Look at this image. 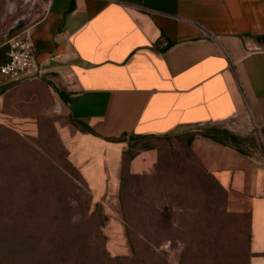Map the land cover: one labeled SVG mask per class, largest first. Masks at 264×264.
I'll return each mask as SVG.
<instances>
[{
    "label": "crops",
    "instance_id": "1",
    "mask_svg": "<svg viewBox=\"0 0 264 264\" xmlns=\"http://www.w3.org/2000/svg\"><path fill=\"white\" fill-rule=\"evenodd\" d=\"M26 31L34 66L21 81L47 82L72 119L67 146L96 203L191 132L229 210L248 216L249 264H264V0H48L0 34V68ZM14 82L0 71V91Z\"/></svg>",
    "mask_w": 264,
    "mask_h": 264
},
{
    "label": "rangeland",
    "instance_id": "2",
    "mask_svg": "<svg viewBox=\"0 0 264 264\" xmlns=\"http://www.w3.org/2000/svg\"><path fill=\"white\" fill-rule=\"evenodd\" d=\"M47 2L0 0V34ZM72 125L45 81L1 91L0 264L250 263L248 216L201 167L195 134L167 137L155 171L126 175L96 203L67 146Z\"/></svg>",
    "mask_w": 264,
    "mask_h": 264
},
{
    "label": "built area",
    "instance_id": "3",
    "mask_svg": "<svg viewBox=\"0 0 264 264\" xmlns=\"http://www.w3.org/2000/svg\"><path fill=\"white\" fill-rule=\"evenodd\" d=\"M9 59L0 71L13 81L33 75L34 44L29 32H23L10 41Z\"/></svg>",
    "mask_w": 264,
    "mask_h": 264
},
{
    "label": "trees",
    "instance_id": "4",
    "mask_svg": "<svg viewBox=\"0 0 264 264\" xmlns=\"http://www.w3.org/2000/svg\"><path fill=\"white\" fill-rule=\"evenodd\" d=\"M1 91H3V90H1ZM1 91H0V93H1ZM132 157V156H131Z\"/></svg>",
    "mask_w": 264,
    "mask_h": 264
}]
</instances>
